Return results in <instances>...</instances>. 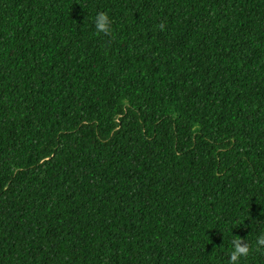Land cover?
<instances>
[{"label": "trees", "instance_id": "obj_1", "mask_svg": "<svg viewBox=\"0 0 264 264\" xmlns=\"http://www.w3.org/2000/svg\"><path fill=\"white\" fill-rule=\"evenodd\" d=\"M261 234L264 0H0V264H264Z\"/></svg>", "mask_w": 264, "mask_h": 264}, {"label": "clouds", "instance_id": "obj_2", "mask_svg": "<svg viewBox=\"0 0 264 264\" xmlns=\"http://www.w3.org/2000/svg\"><path fill=\"white\" fill-rule=\"evenodd\" d=\"M95 31L98 34H109L111 32V20L107 13L98 12L93 20ZM158 27L163 30L164 24L161 23ZM257 246H264V234H261L256 239ZM251 254L248 244L244 243L243 238H234L231 242L230 251L228 254L227 264H241V261Z\"/></svg>", "mask_w": 264, "mask_h": 264}]
</instances>
